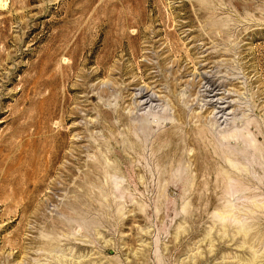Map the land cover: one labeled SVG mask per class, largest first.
I'll list each match as a JSON object with an SVG mask.
<instances>
[{
    "label": "rangeland",
    "instance_id": "rangeland-1",
    "mask_svg": "<svg viewBox=\"0 0 264 264\" xmlns=\"http://www.w3.org/2000/svg\"><path fill=\"white\" fill-rule=\"evenodd\" d=\"M0 264H264V0H0Z\"/></svg>",
    "mask_w": 264,
    "mask_h": 264
},
{
    "label": "bare ground",
    "instance_id": "bare-ground-1",
    "mask_svg": "<svg viewBox=\"0 0 264 264\" xmlns=\"http://www.w3.org/2000/svg\"><path fill=\"white\" fill-rule=\"evenodd\" d=\"M4 1V0H3Z\"/></svg>",
    "mask_w": 264,
    "mask_h": 264
}]
</instances>
